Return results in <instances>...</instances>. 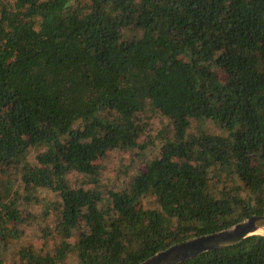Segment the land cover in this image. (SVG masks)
<instances>
[{
    "label": "trees",
    "instance_id": "1",
    "mask_svg": "<svg viewBox=\"0 0 264 264\" xmlns=\"http://www.w3.org/2000/svg\"><path fill=\"white\" fill-rule=\"evenodd\" d=\"M254 215L264 0H0V264H141Z\"/></svg>",
    "mask_w": 264,
    "mask_h": 264
},
{
    "label": "water",
    "instance_id": "2",
    "mask_svg": "<svg viewBox=\"0 0 264 264\" xmlns=\"http://www.w3.org/2000/svg\"><path fill=\"white\" fill-rule=\"evenodd\" d=\"M252 236L264 237V215H254L225 230L175 244L141 264H181L213 250L232 248Z\"/></svg>",
    "mask_w": 264,
    "mask_h": 264
},
{
    "label": "rangeland",
    "instance_id": "3",
    "mask_svg": "<svg viewBox=\"0 0 264 264\" xmlns=\"http://www.w3.org/2000/svg\"><path fill=\"white\" fill-rule=\"evenodd\" d=\"M127 160H128V156H127ZM128 164L129 161H126L124 163L122 162V158L120 155H118V153L114 154V156L112 155L107 161V177L109 178V176H111L113 173H115L116 175L120 174L119 172L122 170L121 168H123V165H128Z\"/></svg>",
    "mask_w": 264,
    "mask_h": 264
}]
</instances>
